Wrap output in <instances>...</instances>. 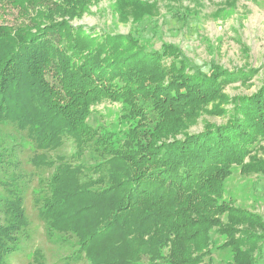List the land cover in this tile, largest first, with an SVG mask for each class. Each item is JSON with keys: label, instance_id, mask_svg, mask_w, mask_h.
Returning a JSON list of instances; mask_svg holds the SVG:
<instances>
[{"label": "trees", "instance_id": "trees-1", "mask_svg": "<svg viewBox=\"0 0 264 264\" xmlns=\"http://www.w3.org/2000/svg\"><path fill=\"white\" fill-rule=\"evenodd\" d=\"M92 2L0 0V125L27 132L40 152L32 164L54 168L35 200L48 236L74 241L68 264H207L214 247L232 254L228 264H258L264 218L224 199L231 177L264 176V85L248 96L225 92L257 70L212 64L204 73L175 45L155 50L135 33L74 26ZM152 6L117 0L115 12L136 23ZM13 9L18 23L6 24ZM103 103L117 106L115 122L93 127ZM204 115L225 122L191 134ZM66 140L73 158H51ZM87 154L92 164L82 162ZM4 185L0 264L30 226L23 192Z\"/></svg>", "mask_w": 264, "mask_h": 264}, {"label": "rangeland", "instance_id": "rangeland-1", "mask_svg": "<svg viewBox=\"0 0 264 264\" xmlns=\"http://www.w3.org/2000/svg\"><path fill=\"white\" fill-rule=\"evenodd\" d=\"M151 3L152 15L133 23L121 22L115 12L117 0H93L89 11L72 22L74 26L96 27L112 34L135 33L142 44L159 50L164 45H175L200 71L208 73L211 65L233 71L242 67L257 70L247 84L232 83L226 87L231 96L251 95L264 85V0H142ZM6 24L18 23L17 10H10L2 19ZM117 106L103 103L95 108L89 119L93 127H109L115 122ZM220 116L204 115L189 132L199 133L205 123L222 124ZM258 152L264 158V142ZM0 152L7 164L0 166V197L9 200V187L23 192L24 208L30 221L28 230L20 236L19 250L7 264H68L67 258L75 250L74 241L62 242L48 236L45 223L39 216L36 197L46 192V184L54 168H36L31 160L37 152L27 132L13 125H0ZM76 152L72 140L50 152L51 158L72 159ZM91 154L82 159L92 164ZM226 202L264 218V176L259 174L231 177L224 194ZM3 218V215L0 214ZM214 244L222 246L225 237L212 231ZM259 253L258 264H264ZM232 254L221 248L213 249L207 264H228ZM74 264H88L86 261ZM142 264H147V259ZM164 264V263H159Z\"/></svg>", "mask_w": 264, "mask_h": 264}]
</instances>
